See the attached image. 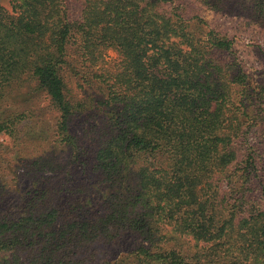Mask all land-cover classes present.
Masks as SVG:
<instances>
[{
    "label": "trees",
    "instance_id": "obj_1",
    "mask_svg": "<svg viewBox=\"0 0 264 264\" xmlns=\"http://www.w3.org/2000/svg\"><path fill=\"white\" fill-rule=\"evenodd\" d=\"M235 1L264 25V0ZM168 2L83 0L77 14L68 0L0 8V101L26 77L56 113L37 150L20 128L31 114L0 112V137L22 153L15 179L31 182L4 194L16 200L0 210V264H264V207L247 197L254 185L264 199V162L250 148L239 157L234 143L242 127L264 126V103L252 112L247 74L224 55L231 42L191 21L187 1ZM104 48L118 52L114 70L100 65ZM71 76L98 94L73 95ZM96 112L91 144L70 127ZM123 232L143 244L97 262V246Z\"/></svg>",
    "mask_w": 264,
    "mask_h": 264
},
{
    "label": "rangeland",
    "instance_id": "obj_2",
    "mask_svg": "<svg viewBox=\"0 0 264 264\" xmlns=\"http://www.w3.org/2000/svg\"><path fill=\"white\" fill-rule=\"evenodd\" d=\"M82 1L68 0L69 11L77 14L80 11ZM176 1L182 3L187 1L189 6L186 16L191 18V21L196 22L203 31L215 30L231 42V50L224 55H226L228 60L230 59L234 66L246 72V94L249 93L252 97L251 106L253 102H256L252 112L257 115L258 111H255V109L258 110V103H264V25L256 23L247 17L248 13L243 8L240 9L236 4H232L236 2L235 0H231L227 10H214L197 0H170L164 7L170 8L171 4ZM0 8L11 13V0H0ZM118 61L119 55L115 49L104 48L102 50L101 66L114 70ZM77 77L71 76L68 79L73 95L81 98L85 96V99H87L98 94L92 86L84 85V88L81 87L82 82L78 81ZM22 79L24 80L22 84L14 83L12 87H9L10 90L7 95L0 101V112L4 110L12 112L17 110L28 111L31 116L22 123L20 128L25 138L29 137L27 140L31 144L35 143L36 149L39 150L41 148H39V144H42L43 147L48 144L47 141L49 140L53 118L56 113L50 108L49 100L45 93L35 88L36 85L33 81H28L26 77H22ZM86 111L84 113L88 114V110ZM96 114L98 115L91 114L94 116L89 118L75 115L71 121L70 129L75 135H79L83 140L86 139L89 142L96 130L101 127V114L100 112H96ZM242 130H245V132H242L244 133L243 136H239L234 142L239 157L250 148V151L255 152L257 156L260 154L264 162V126H258L257 120V123L250 126V128L244 126ZM41 137L47 141L43 142ZM33 152L32 156L36 154L35 150ZM21 155L22 153L12 148V143L7 137H0V162L5 161L3 165L0 163V210L3 206L13 205L16 200L12 193L11 196L14 198V202L9 203L7 201L10 196L4 194L8 192V189L14 188L16 192H21L31 186V182L26 178L15 179L19 175L14 166L18 164L16 158ZM33 159L34 157L29 160L32 161ZM19 171L22 172V169L20 168ZM239 173L238 171L232 177L233 184H236ZM45 174V177H54L51 173L47 172ZM73 174L77 180L81 178L77 170H74ZM253 187L254 185L247 191L248 199L254 201L252 203L260 201L264 207V199L260 191L258 188L254 189ZM140 244H143V241L137 234L123 232L115 239L103 242L97 246V262L107 260L120 262L131 250Z\"/></svg>",
    "mask_w": 264,
    "mask_h": 264
}]
</instances>
